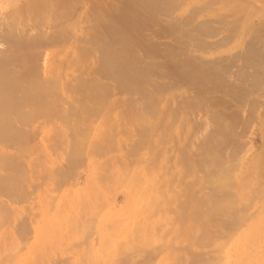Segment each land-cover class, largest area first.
Here are the masks:
<instances>
[{"label": "bare ground", "instance_id": "bare-ground-1", "mask_svg": "<svg viewBox=\"0 0 264 264\" xmlns=\"http://www.w3.org/2000/svg\"><path fill=\"white\" fill-rule=\"evenodd\" d=\"M98 1L0 0V234L4 236L0 238L4 240L0 241V264H9L13 258L12 252L9 251L16 248L13 242L15 236L8 233L6 227L15 223L21 241L29 239L26 231L27 226L31 225L27 222L29 219L15 218L17 208L14 203L24 200L31 171L35 170L38 175L48 171L40 156L46 145L37 144L35 148L33 143L36 126H39L36 120L42 116L58 115L68 119L72 92L81 96L80 104H86L90 100L106 103L108 97L116 95L118 91L135 94L142 101L143 109L141 108L140 113L145 112L143 117L156 115L161 112V108L154 93L166 87L150 86L152 77L171 79V89L178 84L193 83L194 99L185 102L189 113L181 117L179 125L174 127L179 139V154L175 159L168 156L170 142L162 147H153L145 155L146 167L140 169L139 176L128 177L130 183L126 179L121 182L122 186L127 187L124 200L130 197L127 206L116 213L105 212L100 217L102 221L98 228L102 232L108 229L104 230V223L112 225L108 223L111 221L117 227L122 219L119 217H126L132 227L130 233L124 232L125 228H122L125 221L120 227L121 230L119 227L112 228L117 229L114 232H120L119 234H107L110 231L108 229L106 237H120L121 242L131 244L124 247L121 244L119 250L110 247L104 250V247H100L88 252H79L68 247L72 252V259L74 262L85 259L91 264H264V99H261L262 102L258 100V110V102H255L258 99L257 94L262 93L260 97H264V0H220L222 11L226 13L224 20L230 11L241 14L236 18L231 33L236 45L242 46L240 53L233 56V63H237L238 59L242 61V68H238L242 69L241 74L243 69L249 71L248 68H253L254 72L253 75L248 72L252 78L251 86L247 84L248 87H245L239 82H233L231 87H228L229 91L224 94L223 101L216 96H213L214 100L210 99L217 89L214 85L217 74H209V67L207 62L202 60V56L196 57L195 63L185 65L184 69L181 64L171 62L159 64L150 70L144 66V58L157 57L160 54L151 42L155 36L152 33L156 34L155 29H167L171 34L179 29L180 22L169 26L159 18L176 9L178 1ZM85 3L89 4L84 7L88 10L87 13L81 11ZM207 9L211 13V10ZM200 12L202 9L192 15ZM151 15L153 16L148 19ZM215 16L217 17V14ZM255 17L258 20L256 25L252 23ZM83 21L93 23L90 24V29L85 23L89 33L84 36L78 33L85 29V24H81ZM207 22L196 29L202 33L198 34V39L206 50L209 48L206 39L213 36L216 30V33L220 31ZM161 34L167 35L163 32ZM81 43L100 44L98 51L103 54L100 65L89 77L82 76L81 65L90 55L95 54L97 49H81ZM110 47L112 51L110 49L108 53ZM135 47H139L142 54H138L134 50ZM43 49L52 50L49 52L48 63L42 66L35 61L42 55ZM171 51L174 52L173 49ZM106 53L108 58L105 57ZM216 64L214 61L213 66ZM76 66L79 76L74 83L70 69ZM247 71L242 78L240 76L241 79L244 80L248 76ZM233 75L234 78L237 74ZM105 79H110L113 83H102ZM248 95H257L253 102L249 99L252 103L246 111H249L248 116H258L261 146L255 154L245 160L236 158L239 149L235 150L236 146L231 147L230 154L233 156L228 158L230 143H239L236 141L235 131L237 119H241L235 112L228 113L229 106L239 103V99L242 100L240 103L244 102ZM220 101L223 105H220L221 107L218 106ZM199 104L204 106L203 111L209 107L213 108L210 116L213 127L203 130L200 135L196 134L195 136H199L192 139L188 146V137L184 131H188L187 123L191 120L189 114L194 112ZM217 106L220 108L217 109ZM111 109L117 114L116 103L112 102ZM95 111L98 113L100 107L94 108L93 112ZM194 122L195 120L190 122L192 126ZM195 123L197 128L201 124H209H199V121ZM77 128L76 130L88 137L89 124L83 123ZM98 133L105 141L111 135H107L106 129ZM66 136L67 132H62L59 141H65V144L61 145L67 156L65 159L74 165L84 151L75 142L66 144ZM151 140L153 141L152 138ZM110 141L112 148H120L121 144L119 145L117 138L112 137ZM1 146L11 147L15 153H7ZM99 148L101 147L97 146V152L104 153L105 148ZM33 152L39 156L37 160L35 158L36 161L30 159ZM234 158L238 159L237 164L233 162ZM126 167L127 165L125 169ZM92 168L85 179L81 196H75L73 201L67 198L66 203L60 201L66 209L69 207L64 216L55 211L50 217L42 214L43 227L39 231L36 229L41 241L40 245H35L38 253L50 239L67 235L64 227L68 228L69 220L77 217L74 226L86 227L92 221V215L97 212L90 202H79H82V199L86 201L85 196L91 199L99 194L98 181L105 179L108 184V181L116 180L117 173L118 177L121 173L113 168L110 170L112 174H107L101 179ZM198 171L205 174L201 189L195 188L198 183L188 181L181 193L179 186L182 181L193 177ZM48 179L53 180L52 176ZM176 181L178 186L174 183ZM43 205L47 208L45 203ZM162 207L167 208L166 217L161 214ZM57 215L63 219L56 218ZM62 230L63 233H60ZM79 238L83 241L86 237L81 235ZM137 240V244H132ZM15 241L17 243V240ZM9 243L13 246H9ZM62 249L59 246L54 248L55 251ZM33 262L43 264V260L30 256L24 257L19 264Z\"/></svg>", "mask_w": 264, "mask_h": 264}, {"label": "rangeland", "instance_id": "rangeland-1", "mask_svg": "<svg viewBox=\"0 0 264 264\" xmlns=\"http://www.w3.org/2000/svg\"><path fill=\"white\" fill-rule=\"evenodd\" d=\"M175 1H178V7L174 10H171L167 14L160 16L159 18L169 26L173 23L180 22V27L176 31V33L172 34L167 29H155L156 34L152 33L155 36L152 38L151 42L154 43L155 47L160 51V54L157 57L154 56L150 58H144V66L150 70L156 68L159 64L171 62L178 65L181 64L182 68L184 69L185 65L195 63L196 57L202 56L204 58L202 60H205L209 67V74L213 72H216L217 74V80L214 82V85L217 89L212 93V96L210 98L211 100L213 96H216V98L218 97L223 101L224 94L226 95L228 87H231L233 82L234 84H238L239 82L242 86L245 87H248V85L251 86L252 78L250 75H253L254 73L252 70L253 68H248L249 71L243 69V71H247V75L248 72H251L250 75L245 78L246 80H243L241 78L245 75L244 73L246 72L242 71L241 74L242 69L238 70V68L240 69L242 68L241 66H243L242 61L238 59V61H236L237 63H233V56H235L237 53H240L239 49H241L242 46L236 45V40H234V37H232L231 33H233V25H235L234 23L236 21V18L240 17L241 14L236 11H230L227 13V19L224 20L226 13L222 11V2H220V0L219 2L215 0L216 3H214V0ZM98 4L99 1L97 2V5ZM87 5L89 4L85 3L82 7L81 11L83 13H87L88 10L84 8ZM205 8L206 10H204ZM207 8L211 10L212 14ZM198 9H202V12L193 16L192 13L197 11ZM213 12H215V15L217 14V17L213 15ZM152 16L153 15L149 16L148 19H150ZM91 22L92 21H90V24L92 25L93 23ZM204 22H207V24L211 25L213 28L217 27L218 30H220L218 33H216V30L214 35H211L210 38L207 37V44H209V48L207 50L203 49V44L198 39V34L202 33H199L196 30ZM257 22L258 20L256 17L252 19L253 24L256 25ZM85 23L87 22H81V24ZM87 24L88 28L90 29L91 25L89 23ZM86 26L87 25L85 24L84 31H78V33H80L81 35L83 34L82 36L89 33V29L87 30ZM162 32L167 35H162ZM75 33H77V31ZM198 46H200V48H198ZM93 47L97 49L95 54L90 55L88 59L82 62L81 66L83 69V77H89L92 75L94 69L100 65L101 55L103 56V54L98 51L100 44L88 45L87 43H81L80 45L81 49L90 50ZM110 49L112 51V48L110 47L108 53L110 52ZM172 49L174 50V52L171 51ZM50 50L52 49H43L42 55L38 57L35 62L38 64L41 63L42 66L44 64H47L50 57ZM134 50L138 54H142V51L139 47H135ZM77 53L78 52H76V54ZM108 53L105 54L106 58H108ZM76 54L74 53L75 58ZM224 59H226V61ZM214 61H216L217 64L213 66ZM76 70H78V66L72 67L70 69L72 76L71 78L74 83H76L75 81L79 76V72H77ZM238 71L239 73H237ZM158 72L160 73V71ZM234 73L235 75L237 74L234 77L235 79L233 78ZM238 78L240 79L238 80ZM244 81L246 82V85H244ZM170 82L171 79L169 78H150V86L157 85V87H161L162 85L166 87L165 89L162 88L158 90V93H154L156 94V102H159L158 105L161 108V112L156 115L143 117V114L145 112L142 111L140 113V111L143 109L142 101L135 94H128L127 92L118 91L116 95L112 94L111 96H109L106 103L90 100L86 104H80L79 99L81 96H77L76 93L72 92L70 96L71 106L68 111V119L61 117V115H58L55 117L42 116L36 120V123H38L39 126H36V137L33 143L35 144V148L37 144L46 145L45 150H42L40 152V156L43 158L44 167L48 169V171L43 172L39 175L34 172L35 170L33 172L31 171V175L29 174L28 177L27 194L25 195L24 200L14 203V207L17 208L15 218H26V220L28 218L29 221L27 220V222H30L31 224H28L30 227L27 226L26 229L29 237V239L27 238L28 241L24 239L23 240L25 243L21 241L15 223H12L9 226L8 224H6V226L8 227L4 225V228L6 227L7 232L12 233L15 236L13 242L15 243L14 248H16L13 250L9 248V252H12L13 255V258L9 262V264H19V261L27 256L36 257L38 260L41 259L43 260V264H91L85 259L74 262L71 255L72 252L68 247L79 252H88L89 250H96L100 247H104V250L106 247H110L114 250H119L121 244H123V247L126 244H131V242H121V239H119L120 237L118 239H113V237L109 239V237H106V232L109 230L110 231L107 234H110V232L113 233L114 231L116 232V230L118 229L117 227H119V230H121L120 227H122L125 221L127 224L125 223V226H123L122 228H125L124 232L130 233L132 227L130 226V221H128L126 217H119L122 219L120 220L121 222H118L117 227L115 226L116 224L113 225L111 221H109L108 223L112 225H107V223H104V230H106V228L109 229H107V231H103L105 232V234L98 228L102 221L100 217L105 212L116 213L127 206V203L130 201V197L124 200V193L127 192V187L125 185L122 186L121 182L122 180L126 179L127 182L130 183L131 180L128 177H131L133 175L139 176L140 169L146 167L145 155L149 151H151L153 147H162L165 143L170 142L168 156L172 159H175V156H178L179 153L177 146L179 139L176 137L175 128L179 125L180 118L184 117L186 113H189V111H187L186 109L185 102L187 100L190 101L194 99V86L193 83L189 85L184 83L178 84L173 89H171ZM102 83H108L111 85L113 81L110 79H105L102 81ZM149 90L151 91V89ZM259 94H257L258 97L257 95H248L249 97L246 96L244 102L240 103L242 100L239 99V103L233 106H229L230 108L228 113L233 114L235 112V114H238V118L241 119H237L235 131V134L237 135L236 141H239V143H230V147H228V158L233 156L230 153L232 152V148H234L235 146V150L239 149V151L237 150L238 155L235 154L237 155L235 157H238L239 160L248 159L251 155L255 154L261 146L260 133L258 132V116L256 115L255 117L250 114V117V115L248 116L249 111H246L248 110V107L250 109V105L256 97L258 99L256 98L257 100H255V102H258V100H260L261 102L263 101L261 99H264V97H260L262 96V93L261 95ZM249 99L252 101L251 103ZM222 101L219 102L220 104L218 103V106H223L221 104ZM112 102L116 103L117 114H115L114 110L111 109ZM212 102L213 101H211V103ZM198 106L199 107H196L198 109L195 108L193 110L194 112L191 111V113L189 114V117L191 118H189L188 116L187 117L193 121L195 120V122L199 121V124L204 122L206 124L209 123L210 126L209 124H207L205 125L207 127H205L203 126V124H201L198 128L202 129L199 130L196 127L198 125L195 122V126L194 123H192V126L190 122L193 121L187 119L189 121H187L188 131L184 132L188 137V146L190 143H192L195 137L197 138L202 132H204L203 130H209L213 127V121L210 117L213 108L209 107L206 108V111H203L202 109L204 108V106L202 104H199ZM218 106L217 109L221 107ZM259 106L260 102L257 103V110ZM98 107H100V111L98 113H96V111L93 112V109ZM64 113L66 114V112ZM83 123L89 124V129L87 132L88 137L84 136L81 131L76 130L78 129L77 127ZM190 125L193 128L192 131ZM203 127H205V129ZM194 128L198 130H194ZM105 129L107 130V135L111 134L107 137L106 141L98 133V131H102ZM190 131L193 132V134H191ZM62 132H67L66 144H72L73 142H75L78 144L79 148L84 151V154L81 155L77 159V161H75L74 165L73 163H68V160L65 159L67 158V156L65 155L64 149L61 146L62 144H65V141H62V143H60L59 141V137ZM189 133L191 134L190 136H188ZM196 134L199 135L195 136ZM112 137L117 138L119 145L121 144L120 148H118L119 151L116 150L115 147L112 148L113 146L110 141ZM151 138L153 139V141L151 140ZM237 144H239V146H237ZM97 146L101 147L99 149L105 148L104 153L97 152ZM1 148L7 153H15L14 149H12L11 147L1 146ZM235 150L233 149V151ZM35 158L37 160L39 156L37 154L35 155V153L33 152V155H30V159L34 161ZM238 159L234 158L233 162L237 164ZM126 165L127 167L125 169ZM91 167H93L92 169L101 179H103L107 174H112L110 170L113 168L121 171V173L119 177L117 173V175H115L117 177L116 180L108 181V184H106L105 179L101 182L97 180V191L99 192V194L94 195L93 197H91V199L85 196L87 200L85 201V199H82V202H79H90L94 205L92 206L97 212L92 215V221H90L86 227L74 226L77 217L69 220V229L64 227L65 231L67 230V232L65 233L67 235L65 237L56 236L50 239L43 246L40 253H38V251L35 250V245L37 243L38 245H40L41 243L40 239L37 236V231H39L43 227L44 222H42L41 220L42 214L50 217L52 216V212L55 211L60 212L61 214H63L62 216H64V212L66 213L69 207L67 206L66 209V206H64L62 202L66 203V201L68 200L67 198L73 201V199H75V196H81L82 192L84 191L83 188L85 186V179L88 176ZM164 169L167 170L168 168ZM50 176H52L53 178L52 181L51 179H48ZM204 178V172L198 171L193 177L184 179L181 183V186H179L181 188V193L184 191H182V189L184 186H186L188 181L192 183H198V186H196L195 188L201 189V184H203L202 181ZM174 183L178 186L177 181ZM149 188L150 186L146 187V190ZM60 201L62 202L60 203ZM43 202L47 205V208L44 207ZM161 214L164 217L167 216L166 207H162ZM56 218L63 219L61 216L59 217V215H57ZM154 220L155 218H153L152 222H154ZM112 228L117 229L114 230ZM63 230L60 233H63ZM100 232L104 234V237ZM115 232L114 234L120 233ZM81 235L86 237L85 240H80L79 237ZM1 236L2 235L0 234V238H4V236ZM15 240H17V243H19V245H17ZM0 241L4 240L1 239ZM137 243L138 240L133 241L132 244ZM9 246L12 247L13 244H10ZM58 246L62 247L63 249L60 251H55L54 248ZM32 264L39 263L33 262Z\"/></svg>", "mask_w": 264, "mask_h": 264}]
</instances>
